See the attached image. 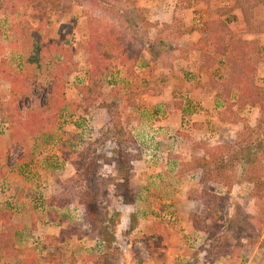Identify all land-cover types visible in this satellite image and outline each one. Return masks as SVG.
<instances>
[{"label": "rangeland", "instance_id": "1", "mask_svg": "<svg viewBox=\"0 0 264 264\" xmlns=\"http://www.w3.org/2000/svg\"><path fill=\"white\" fill-rule=\"evenodd\" d=\"M19 3L16 15L0 14V58L15 72L30 66L13 32L18 21L34 28L36 46L54 47L53 42H59L62 48L55 55L60 58L71 50L72 62L65 64L72 72L64 77L62 101L67 109L68 103H80L76 88L86 84L89 67L77 45L86 41L90 28L112 29L131 43L135 54H142L131 74L121 70L106 77L102 99L87 113L67 110L49 133L28 138L25 159L21 149L9 148L12 135L0 117V211L13 215L3 229L15 240L10 255L0 250V264H90L89 257L98 253V240L110 254L105 264H264V113L259 106L242 105L236 90L216 101L219 90L208 81H222L223 68H213L200 80L191 67L198 69L202 56L183 52L192 40L205 38L204 22L228 9L224 19L231 31L239 39L258 41L261 63L255 85L264 88V0L253 12L263 28L254 35H246L235 0H192L190 11L175 9L176 0H140L142 13L156 24L150 40L157 31L160 34V42L149 46L159 54H154V61L144 51V42L131 38L128 21L117 17L123 9L118 0H50L35 9ZM132 12L125 11L127 17ZM187 27L191 31L178 38V31ZM162 52L166 55L160 59ZM105 55L111 58L109 51ZM183 56L189 59L185 69L178 65ZM198 81L213 103L201 101L206 97H201ZM132 91H142L130 100L136 107L127 100ZM48 93L37 89L36 100L45 104ZM0 95L6 103L9 85L4 81ZM103 100L108 111L99 106ZM31 105L28 98L20 103L23 115ZM225 144L234 147L227 156L228 168L208 181L209 175L197 169L204 155L201 147ZM72 147L76 155L64 161L62 151L68 153ZM121 160L129 163V171L119 166ZM91 169L94 174L88 181L96 178L103 190L97 203L113 215L114 238H100L85 221L80 200L89 183L84 174ZM123 171L140 194L129 207L121 205L126 192Z\"/></svg>", "mask_w": 264, "mask_h": 264}, {"label": "trees", "instance_id": "2", "mask_svg": "<svg viewBox=\"0 0 264 264\" xmlns=\"http://www.w3.org/2000/svg\"><path fill=\"white\" fill-rule=\"evenodd\" d=\"M20 1L35 9V7L44 8L45 4L50 0H0V14L16 15ZM118 1L123 5V9L119 10L122 15L117 13V17L119 19L124 17L128 21L129 26L126 30L130 33L131 38L153 46L154 42L149 41L146 35L148 29L155 25H151L146 21L144 14L138 7L139 0ZM178 1L177 5L184 9H189L192 2V0ZM235 1L239 3L246 35H254L261 32L263 28L260 27V22L254 18L253 12L258 6L263 4L262 0ZM126 10L133 11L131 16L127 17ZM40 11L41 9H39ZM228 12V9H222L218 12L220 14L217 18L203 23L206 33L205 38L191 44L184 52L192 50L199 53L202 56L201 69L205 73H209L217 66L223 68L225 77L222 81L214 78H210L208 81L209 85L219 90V93L214 96L216 101L220 99L224 101L236 90L242 105L259 106L261 112L264 113V88H259L255 85L256 72L261 63V48L258 41L239 39L231 31L226 19H224ZM13 28V32L17 36V43L20 42V50L28 55L27 61L30 66H27L29 68L23 72H15L7 68L5 58H0V82L4 81L9 85V96L6 103L1 101L0 95V117L2 122L7 124L12 135L9 148L21 149L23 155L20 158L25 159L28 149L24 144L28 138L35 139L40 134L49 133L59 118L65 116L64 114L67 110L72 109V112L83 110V113H87L90 107L102 99V88L106 77L110 74H118L121 70L125 74H131L132 68H134V64L140 56L139 52L135 54L132 51L130 42L128 43L123 38H120L112 29H102L96 26L90 28L86 35V41L77 45L78 49L86 54V64L89 67L86 75V84L76 88L80 103H68L69 109H67L65 105H62L67 85L64 77L70 74L72 70L65 63L67 61L72 62V51H64L65 58H60V55H55V52L62 48L58 47L59 42H53L54 47L44 44L36 46L32 39L34 28L27 21H18ZM108 51L111 58L105 55ZM42 80H49L51 83L43 86L39 83ZM35 81L38 83L34 84ZM36 88L49 90L45 104H41L36 100ZM116 92L119 91L117 90ZM141 94L142 91L130 92L127 97L129 106L136 107V103L130 100ZM26 98L31 100L32 105L26 109L25 115H23L20 103L24 102ZM101 104L99 106L108 111V106L104 105L105 100L101 101ZM238 146L241 147L242 151L243 143H239ZM201 148L204 155L198 159L197 169L204 172V176L209 175L206 177L208 181H213L211 176L213 173L219 176L228 168L227 156L234 147L231 144H225L210 148L203 146ZM73 149L74 147L68 153L62 151L64 161H68L70 155H76ZM127 164H129L127 161H119V166L129 171L130 167ZM2 174L1 167L0 176ZM91 174H94L92 169L84 174L86 181H88ZM125 174V171H123L122 185L125 187L126 192L128 190L131 195L126 192L124 195L122 194L121 205L129 207L137 202L140 194L137 189L134 192L130 187ZM88 182L86 191L82 194L80 200V204L84 209L85 221L90 227V231L100 238L109 235L114 238L116 235L112 224L113 215L111 217L107 209L100 207L103 203H97L103 190L97 186L96 178L89 179ZM214 213H218V211L214 210ZM12 216L10 213L7 214L4 211H0V250H4L8 254L15 250V240L9 231L3 229V224L7 225L10 223ZM131 224L136 225L135 222ZM32 226H35L34 220L32 221ZM113 240L115 242V239ZM113 240L111 239V242ZM97 243L98 253L96 252L88 260L92 264H105L110 254L106 250L107 247L104 248L105 242L103 240H98ZM217 249L219 248L217 247Z\"/></svg>", "mask_w": 264, "mask_h": 264}, {"label": "crops", "instance_id": "3", "mask_svg": "<svg viewBox=\"0 0 264 264\" xmlns=\"http://www.w3.org/2000/svg\"><path fill=\"white\" fill-rule=\"evenodd\" d=\"M139 2H140V0H139ZM139 2H138V7L140 8V6H139ZM179 3V1L178 0H176V6H175V9H177V8H180L179 10H183V11H190L191 10V7H192V2H191V4H190V8L189 9H184V8H182V7H179L177 4ZM141 10V9H140ZM178 10V9H177ZM217 18V17H216ZM145 19H146V21L149 23V24H151V25H153V23H151L150 21H148L147 20V18L145 17ZM213 20V19H212ZM209 21H211V20H209ZM207 22V21H206ZM205 23V22H204ZM155 26H153L152 28H149L148 29V31H147V39L149 40V41H151L150 40V38H149V34H150V31L152 30V29H154L155 31L157 30V28H156V24H154ZM189 27H187V28H185V29H183V30H179L178 32H179V34L177 35V37L178 38H180V37H185V35H186V32H188V30L189 31H191V29H188ZM204 31V33H205V29L203 28V24H202V32ZM192 33H194V31H193V29H192ZM157 36L155 37V39H154V41L155 40H159V36H160V34L158 33V31H157ZM205 35H206V33H205ZM200 39H202V38H199L198 40H200ZM198 40H196V41H194V40H192V42H194V43H196ZM136 41V40H135ZM154 41H151V42H154ZM160 41V40H159ZM191 44H193V43H191ZM190 44V45H191ZM144 45H145V52H146V54L147 55H149V57L151 58V61H154L155 59L153 58V57H155L154 56V54L156 55V56H159V54L158 53H153L150 49H149V45L148 44H146V43H144ZM189 45V46H190ZM188 46V47H189ZM188 47H186V48H188ZM186 48L185 49H183V52L186 50ZM176 50H171L170 52H175ZM195 53H197V52H195ZM141 54H142V52L139 54V56L141 57ZM169 54V53H168ZM166 55V53H164V52H162V54L160 55V59H161V57H163V56H165ZM184 57V59H186V60H184V59H179V62H178V65H180L181 66V64H182V66H181V68H184L185 69V66H187V61L189 60V59H187V58H185L186 56H183ZM159 59V60H160ZM191 69L193 70V72H196L197 73V75L199 76V78H200V80H203L204 78H205V76H206V74L207 73H205V72H203L202 71V69H201V64L199 65V68L198 69H196L194 66H192L191 67ZM183 70V69H182ZM182 70L180 69V73H182ZM190 70V69H189ZM123 71V70H122ZM199 83H198V85H197V89L201 92V97H206V100H204L203 98H201L202 100V102L203 103H208V102H210V99L212 100L213 99V96L211 95V93L209 92V91H206L204 88H203V83L202 82H200V81H198ZM187 88V90H188V87H187V85L186 86H184V88ZM205 91H204V90ZM174 90H177V88H174ZM190 90H191V96H194L195 94H196V92H194V90H193V88H189V92H190ZM184 91H186V89L184 90ZM150 97H151V99L152 100H154L155 98L157 99L158 98V96L157 97H153L152 95H150ZM159 97H161V96H159ZM158 100V99H157ZM212 103H213V100H212ZM172 123H173V127L174 126H176V120H173V122H171V125H172ZM12 219V218H11ZM12 221V220H11ZM36 222V221H35ZM18 231H20L19 229H18ZM4 255H10V254H8V253H6V252H4L3 253ZM90 264H92L91 262H90Z\"/></svg>", "mask_w": 264, "mask_h": 264}]
</instances>
